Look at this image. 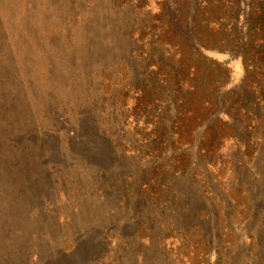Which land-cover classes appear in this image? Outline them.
Listing matches in <instances>:
<instances>
[{"label":"trees","instance_id":"obj_1","mask_svg":"<svg viewBox=\"0 0 264 264\" xmlns=\"http://www.w3.org/2000/svg\"><path fill=\"white\" fill-rule=\"evenodd\" d=\"M26 8L23 0H0V151L20 150L27 140L29 95L34 106L49 96L54 101L40 100L45 115L74 118L70 144L101 163L100 187L114 189L124 208L134 203L136 217L120 231L151 232L158 215L168 220L159 245L169 246L164 263L175 264L177 247L199 249L203 264L214 249L221 262L219 249L240 222L262 230L264 217L255 213L261 192L243 181L251 165L264 169V0H70L67 14L80 35L70 105L54 91L42 93L32 58L18 51ZM93 69L115 75L105 94L90 86ZM16 119L21 132L5 126ZM219 178L226 181L218 188ZM231 191L245 207L235 221ZM89 233V257L101 256L95 264H119L105 259L110 236ZM136 247L141 254L148 246ZM11 257L1 254L0 264Z\"/></svg>","mask_w":264,"mask_h":264},{"label":"rangeland","instance_id":"obj_2","mask_svg":"<svg viewBox=\"0 0 264 264\" xmlns=\"http://www.w3.org/2000/svg\"><path fill=\"white\" fill-rule=\"evenodd\" d=\"M23 1L28 8L23 10L19 22L25 33L18 51L32 58L36 71L29 70V63L26 68L36 75L42 93L54 91L57 101L62 104V100H67L65 103L70 105L72 98L67 91L75 84L71 54L80 50L78 29L67 14L70 0ZM87 7L91 14L97 13L95 6L88 3ZM44 75L47 83H43ZM114 76L93 69L90 86L94 91L105 94L111 81L115 80ZM1 94L4 95V92ZM30 98L34 95H29L27 99L29 106L34 108L23 123L27 140L20 150L0 151V257L3 253H11L7 264H95L94 260L101 257H89L93 240L89 232H95L96 235L110 236L106 242L110 252L105 254V259L109 261L116 259L119 264L164 263L169 255L166 251L169 246L161 249L159 245L161 230L165 229L168 220L158 215L153 231L142 227L138 230L140 233H122L120 226L123 222L136 217L132 207L134 203L130 204V209L128 206L124 208L117 200L114 189L107 185L105 189L100 187L98 168H101V163L90 162L85 146H71L70 133L74 128L70 127V121L74 118L68 114L67 118L58 115L52 119L53 113L49 111L45 115V104L40 100L54 101V98L41 97L39 106H34L35 98L32 101ZM20 122L16 119L10 124L5 123V126L11 125L14 131L21 132ZM41 131L42 139L37 135ZM122 164L126 163L121 159L118 167ZM124 170V174L131 172L126 167ZM255 176L259 182L253 180ZM27 178L32 184L24 187ZM225 181L226 178H219L218 188ZM243 182L248 189L255 187L254 191L262 193L255 196V213L257 217H264V169L257 164L251 165ZM231 192L229 204L237 209L232 216L235 221L234 216H238L245 207L239 203L242 202L239 194ZM225 215L223 213L220 218ZM243 222L237 225L239 228L235 234L228 236L231 240L225 244L224 250L219 249L223 253L221 262L216 261V252L211 250L210 264H264L259 257L260 251L264 250V226L260 230L259 223L247 226ZM140 242L148 247L138 254L136 246ZM173 254L175 264L204 263L199 249L178 250L177 247ZM262 255L264 259V252Z\"/></svg>","mask_w":264,"mask_h":264}]
</instances>
